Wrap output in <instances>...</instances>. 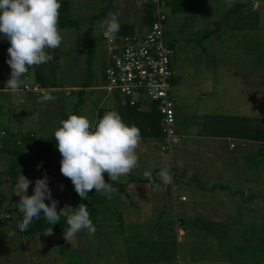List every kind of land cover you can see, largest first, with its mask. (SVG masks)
Wrapping results in <instances>:
<instances>
[{
    "label": "rangeland",
    "instance_id": "rangeland-1",
    "mask_svg": "<svg viewBox=\"0 0 264 264\" xmlns=\"http://www.w3.org/2000/svg\"><path fill=\"white\" fill-rule=\"evenodd\" d=\"M68 1L71 14L79 19V28L59 29L63 37L60 47L47 50L50 55L60 56L56 63L59 87L41 88L39 92L32 91L34 94L31 95L25 90V85L33 86L35 83L34 70L31 69L18 92L8 89L5 84L11 69L6 61L10 45L6 39L0 38V88L4 87L0 91V179L4 177V171L8 172L11 157L1 147L13 146L12 142L10 144L11 134L33 132L39 137L48 136L59 126L63 113L74 111L79 99L78 89L82 87V80L87 73L89 40L85 37L88 32L96 40L93 62L95 78L93 87L85 91L79 114L86 115L95 123L100 107L111 108L117 104L115 94L105 88L106 69L110 65L109 43L100 25L113 13L117 14L119 22L140 20L138 6L134 0H115V8L109 10L103 19L98 15L102 11V0ZM238 2L245 3V6L239 4V8L225 18L220 30L206 39L203 37L204 32L211 27L216 28L214 22L196 24L189 17L192 14L173 11L164 1L160 5L167 15L166 40L175 50L172 98L182 120L180 126L184 130L192 121L199 127L206 123L204 129L208 133H220L228 130L230 117H248L253 125L264 126V0H211V9L207 13L208 17L214 14L217 18L215 21H218L224 15L227 16L225 10L229 6ZM125 3L129 4L128 11L124 10ZM150 19L145 16L141 22L149 23L152 21ZM44 93L53 95L55 99L46 104L38 103ZM215 137H220L215 138L219 147L214 145V141H209L210 138L182 137L181 143L173 147L172 153L161 151L159 140L141 137L136 150L139 166L129 175L121 177L128 186L119 193L115 192L109 199V203L120 204V208H123L124 223L119 224L117 217H113L112 221L107 217L108 221H99L101 223L95 227L94 235L82 230L76 234L72 244L66 241L63 231H53L52 235H44V232L26 234L18 232L19 228H12L14 222H17L18 227L20 219L15 206L3 203L5 196H10L11 189L4 188V193L0 188V226H3L0 228V264H130L128 246L137 250L135 253L139 258L146 257V244L142 245L141 240H177L179 258L168 264H239L244 256H251L247 260H264V253L258 246L264 222V143L245 141V145H242L238 138L224 135ZM208 142L214 148L206 146ZM232 143L236 146L230 148ZM36 147L32 144L23 150L31 153ZM255 153L259 156L255 157ZM246 154L254 156L244 161ZM56 158L47 160V166H59L60 159ZM171 161L173 166L182 162L188 171L183 176L184 168L175 166L179 171L175 177L176 193H186L190 198L188 205L201 195L200 200L205 201L201 205L209 208L205 212L190 214L192 218L189 219L205 223L209 221L208 224H212L209 227L217 228V234L197 232V227L193 225L184 229L185 226L179 222L176 228V219L182 215L180 209L183 202L177 201L175 207L171 190L163 189V184L162 188L157 184L155 191H152L153 182L144 178V172L150 171L154 176L161 167L171 166ZM191 162L205 164L194 170ZM211 163L213 165L209 167ZM255 164L261 165L260 168L255 167ZM45 172L52 198L61 207L60 202L66 192L61 189L63 184L60 183L65 182L62 180L63 175L56 170L22 174L31 181L27 193H33L36 179L42 178ZM196 183L202 184V187H197L202 190L205 188L206 192L198 191ZM16 185L12 186L14 191ZM161 189L169 195L159 205L155 197L161 194ZM209 191L215 192L216 196L204 197L212 193ZM62 202L66 204L67 199ZM217 220L221 224L213 225ZM113 221L116 226L110 225ZM158 222L166 226V239L164 234L155 236L150 232L156 231L154 224ZM182 229L185 232L181 233ZM8 233L15 235L8 237ZM249 249L253 252H249Z\"/></svg>",
    "mask_w": 264,
    "mask_h": 264
},
{
    "label": "clouds",
    "instance_id": "clouds-1",
    "mask_svg": "<svg viewBox=\"0 0 264 264\" xmlns=\"http://www.w3.org/2000/svg\"><path fill=\"white\" fill-rule=\"evenodd\" d=\"M60 8V0H0V38L6 39L10 45L6 62L11 72L5 86L12 92L19 91L30 68L53 59L47 50L60 47L63 40L59 30ZM100 27L106 39H113L120 30L117 14L113 13ZM54 99L53 95L44 93L37 102L46 104ZM54 138L61 156L60 172L71 180L81 200L88 199V193L93 189L110 199L117 189L105 181L104 174L107 173L110 181L116 182L139 166L136 150L141 142L140 129L126 123L115 110L106 111L95 123L86 115L69 112L67 118L61 119L54 129ZM239 142L245 145L244 140ZM171 166L165 165L157 173L164 185L172 183ZM177 166L183 167L182 162H178ZM40 167L37 165V168ZM173 168L175 173L179 172L175 166ZM144 178L153 180L152 173L145 171ZM30 183L21 175L16 185L15 194L19 197L17 207L23 213V219L18 224L20 232H25L34 219H40L41 213L48 225L60 221L62 209L57 211L58 201L52 198L47 173L36 179L31 195L27 193ZM60 187L62 189L63 185ZM46 199L51 203H46ZM72 209L67 215L68 227L63 233L71 244L78 232L87 230L89 235H94L96 231L86 204L80 203ZM43 232L44 235H52L53 229L48 227ZM13 235L15 233H8V237Z\"/></svg>",
    "mask_w": 264,
    "mask_h": 264
},
{
    "label": "trees",
    "instance_id": "trees-1",
    "mask_svg": "<svg viewBox=\"0 0 264 264\" xmlns=\"http://www.w3.org/2000/svg\"><path fill=\"white\" fill-rule=\"evenodd\" d=\"M103 6L102 11L100 14L101 18H105L109 10H113L115 8V0H102ZM164 3L168 4L169 7L172 8L173 11L176 12H182V13H190L189 17L192 18V21H197V16L200 18L199 14L205 15L210 7V0H162ZM161 0H154V8L157 5L156 11V18L150 25L149 29L152 27V25L157 22V20L164 16L163 24H164V30H165V38H166V22H167V15L164 11L160 9V5L162 3ZM156 2V4H155ZM61 8L59 10V29L60 30H66V29H78L79 28V19H76L71 14L70 10V2L68 0H60ZM152 4V2H151ZM239 4H236L234 8H231L228 11L229 13H233L237 8H239ZM152 8V6H151ZM152 12V9H151ZM225 19H220L215 22L216 28H211L209 30H206L204 32L203 37L206 39L213 35L216 31H219L221 26L224 24ZM144 27H147V23H143ZM143 27V26H142ZM144 27L142 29H144ZM149 29L146 32H141V27L138 26L137 23H129V22H120V30L117 35H144L146 34ZM91 34L88 32L86 34V39L89 40L88 44V50H87V58H86V68L87 73L84 77V81L82 80V87L78 89V96L79 99L75 103L74 111L72 113L79 114V108L82 106L84 102V94L87 88L93 87V81L95 78L94 72H93V62L95 58L96 53V40L94 37H90ZM169 46L174 50V48L170 45ZM175 54V50H174ZM173 54V58H174ZM53 59L45 64H41L38 67L30 68L29 70H34V81L38 84H40L41 88L43 89H53L59 87V83L57 82V62H59V55H52ZM110 60V58H109ZM174 67V65H173ZM106 76V75H105ZM175 76V75H174ZM107 80V76H106ZM175 79L172 78V83H174ZM4 89V87L0 88V90ZM26 90V88H25ZM27 92L31 93L33 95L34 93L32 91ZM115 98L117 100V104L114 107H100L96 113V119L98 117H102L103 114L106 111L109 110H115L117 111L122 119L128 123L129 125H135L140 129L141 137L147 138L152 141L160 140V138L163 135V125H162V118L163 115L158 107L157 102L153 101H142L139 100L135 105H131L128 102H123L121 96L118 94H115ZM68 113L62 114V119L67 118ZM95 119V121H96ZM206 127V123L204 125V128ZM202 128V133L212 136H229L238 138L239 140L244 141H252L254 143H264V126H255L250 121H248V117L240 118V117H230L229 119V125L228 130L223 131L220 133H208L205 131V129ZM12 139V147H1L3 151L10 154V161H9V168H8V178L7 181L11 183H15L20 175L23 173H29V172H42L46 169H53L60 172V165L59 166H47V160L49 159H60L61 156L60 153L56 147V142L54 138V132L48 136H37L33 132L28 134H11ZM28 144H35L37 145L36 149L32 151L31 153H27L23 150V146ZM258 155L255 153V157ZM251 156H254L252 154H246L244 161H248V159L251 158ZM259 156V155H258ZM254 157V158H255ZM253 158V157H252ZM37 165H41L40 168H37ZM246 166V165H245ZM257 168H260L261 165L255 164L254 165ZM247 168V166H246ZM104 178L106 182L112 183V186L116 188L117 190H120L122 187L125 186V183L122 182L120 179L119 181L112 182L110 181L107 173L104 174ZM62 180L65 183L63 184L64 187L62 190L65 189V200L67 199V206L70 205V210L66 211L68 213L63 214L60 212V221L57 222L54 225H48L43 218V214L41 213L40 219H34L32 224L29 226V228L24 232L26 234H34L38 232L45 231L48 227H52L53 231H63L67 229L68 225L66 223L67 215L70 214L73 209L76 208L80 203H84L87 205V209L90 213V218L94 224L95 227H99L100 222L103 218L107 217H118L119 219H122V213L119 211L117 206H113L114 204L109 203V198L96 193L95 189L90 191L88 193V199L81 200V198L78 196V194L74 190V186L70 179L63 176ZM216 185V184H215ZM214 188V187H213ZM19 202V197L16 196L15 199V208L17 210L20 222L23 219V213H21L17 207V203ZM46 203H51L47 199L45 200ZM67 208V207H66ZM57 211L60 210L57 207ZM177 221L183 226L186 227L191 224L199 229H202L203 231H206L208 235L217 234V228L209 227L212 224H208V222L204 221H194V220H187L182 218H177ZM211 223V222H210ZM221 224L220 220L216 221L217 225ZM262 234L258 238V246H261V252L264 253V222ZM188 229V228H187ZM18 232L20 230L18 229ZM146 244L145 249V256L143 258H139V255L135 252L137 250H134L132 246L128 247V256H129V263L130 264H138V263H146V262H170L177 260L178 258V241L177 240H158V241H144L142 242V245ZM239 247V245H237ZM249 252H253V250L249 249ZM233 255V253H232ZM251 257V256H250ZM245 257L243 258L242 262L239 264H264V260H247ZM142 260V261H141Z\"/></svg>",
    "mask_w": 264,
    "mask_h": 264
},
{
    "label": "built area",
    "instance_id": "built-area-1",
    "mask_svg": "<svg viewBox=\"0 0 264 264\" xmlns=\"http://www.w3.org/2000/svg\"><path fill=\"white\" fill-rule=\"evenodd\" d=\"M164 16L155 22L144 35H117L109 40L110 65L106 69L107 85L111 94H118L122 101L135 105L139 100L153 101L163 115V135L160 149L172 153L182 137L176 129V107L172 98L174 50L165 38ZM28 91H40V84L25 85ZM234 143L231 147H235ZM172 183L163 189L171 190L174 201H187L186 195H177L176 173L171 166ZM155 189V188H154Z\"/></svg>",
    "mask_w": 264,
    "mask_h": 264
},
{
    "label": "crops",
    "instance_id": "crops-1",
    "mask_svg": "<svg viewBox=\"0 0 264 264\" xmlns=\"http://www.w3.org/2000/svg\"><path fill=\"white\" fill-rule=\"evenodd\" d=\"M135 1V3L137 4V6H138V9H139V13L141 14V16H140V20H130V19H128V20H124V22H129V23H133V22H135V23H137L138 24V26L139 27H141V32L143 31V32H146L148 29H149V27H150V25L152 24V22L154 21V19L156 18V11H155V8H154V4H153V2L154 1H152V0H134ZM125 2V1H124ZM151 2H152V8H151V6H149L150 4H151ZM210 2H211V0H210ZM224 4H226L225 2H223ZM242 2H238V3H234V4H232V6H229V8L227 9V10H225V11H227L226 13H227V16H223L221 19H225L226 17H229V15L231 14V13H229L228 14V11L231 9V8H234V6L236 5V4H241ZM252 4V2H250V5ZM126 7L124 8V10L126 11H128L129 10V8H127L128 6H129V4H127V3H125L124 4ZM242 5V7H244L245 6V3H242L241 4ZM147 6H149V8H148V10H147V12H146V8H147ZM151 9H152V12H151ZM209 9H211V7H209ZM209 9H208V11H209ZM207 11V12H208ZM206 12V16L205 15H203L202 16V14H199V16H200V18H198V16H197V23L196 24H199L200 22H202V21H208L209 23L210 22H216L215 20L217 19V18H215L216 16H213L214 14H212V15H210L211 17H208L209 16V14ZM145 16H148L149 18H151L150 20H152V21H150L149 23H147L146 25H147V27H144V29H142L143 27H142V24H143V22H141V20H142V18H144L145 19ZM218 16V15H217ZM124 17H126V15H124ZM212 28V27H211ZM0 91H2V90H0ZM179 120H181L180 119V117H179V114H178V112H177V110H176V122H177V124L180 126V124H181V122H182V120L181 121H179ZM178 125H177V127H176V129H177V131H178V133L181 135V137H183V138H188V137H195V138H199V139H202V140H208L209 138V141L211 140V141H214L213 143H215L214 145L216 146V147H219V145L216 143V141H215V138H220V137H215V136H211V135H206V134H204V133H202V128H204V125H205V123L203 124V126L202 127H199L198 125H194V124H192V121L191 122H189L188 123V126H187V128L184 130V129H182L181 128V126L178 128ZM2 133L3 134H5L4 133V131H2ZM191 133H195L194 135L193 134H191ZM11 140H10V144H11ZM30 145H32V144H28V145H25V146H23L24 147V149H26V147H30ZM205 145L206 146H208V147H211V148H214V145L211 143V142H208V143H205ZM33 147V146H32ZM230 148H231V145H230ZM10 161V160H9ZM188 162V161H187ZM9 163V162H8ZM205 163H193V162H191L190 163V165H192V168H194V170H196V169H198L197 167H200V166H202V165H204ZM175 165V164H174ZM212 163L211 164H209V167H212ZM176 167H177V164L175 165ZM187 166V165H186ZM179 167V166H178ZM203 167V166H202ZM182 168H184V172H182V175L183 176H186L187 175V172L188 171H186V168L187 167H180V169H182ZM8 171V170H7ZM24 174V173H23ZM157 175V173H155L154 174V176H153V180H151L153 183H152V191H155V189L154 188H156V185L157 184H162L161 182H160V180L158 179V177L156 176ZM3 178L2 179H0V188H2V190H4V188H9V189H11L10 191V196L9 195H6L5 196V199H4V201H3V203L4 204H10V205H13L14 206V204H15V199H16V194H15V191H14V189L12 188V186H14V185H16L17 184V182H18V180H19V178H20V176L18 177V179H17V181L15 182V183H11V182H8L7 181V178H8V174L6 173V171H4L3 172ZM120 180L122 181V179H121V177H120ZM122 182H124L125 183V186L124 187H127L128 186V183L126 182V181H122ZM185 185H187V184H185ZM197 186H200V187H202V184H197L196 183V189L198 190V191H202L203 192V190L205 189H203L202 190V188H199V187H197ZM124 187H122L120 190H117V192L119 193V192H121V190H123V188ZM159 188H162V185L159 187ZM205 191V190H204ZM216 191V190H215ZM206 192V191H205ZM209 192H212V193H208L207 195H204V197H206V196H208V198L209 197H212L213 195H215L216 196V194H215V192H213V191H209ZM4 193H5V190H4ZM159 193H161V194H159L158 196H156L155 198H157V201L158 202H160L159 203V205H161V202L163 201V199L165 198V196H168L169 194L168 193H166L164 190H162L161 189V191L159 192ZM181 194H184V195H186L187 197H188V201H185V202H183L182 204H181V209H180V211L182 212V215L179 217V218H182V219H187V220H193V219H189V218H192V217H189V215L191 214V215H194V214H197V213H195L196 211H206L207 209H209V208H204L201 204L203 203V204H205V201H203V200H200V196L201 195H198V196H196L197 198L194 200H192L193 201V203L191 204V205H188V202H189V196L186 194V193H181ZM122 200V199H121ZM49 202H51L50 200H48ZM62 201H65V195L62 197V200H61V202H60V204H61V207L59 206V204L57 203V207H58V209L59 210H61L62 209V211H61V213H63V214H66V213H68L67 211H66V209L67 210H70V205L69 206H67V208H66V204L64 203V202H62ZM157 201H154V200H152V202H157ZM173 201V200H172ZM176 204H177V201L175 202ZM175 203H174V205H175ZM65 206V207H64ZM113 206H117L118 208H119V211H121V213H122V219H119L118 217H117V219H119L120 220V223L119 224H121V223H124V215H123V208L121 209L120 208V204H114ZM175 207H176V205H175ZM61 208V209H60ZM161 209H162V211H164V207L162 206L161 207ZM187 212H188V215H186L187 214ZM175 213H176V211H175ZM176 217H177V213H176ZM112 218L113 217H110V221H112ZM105 218H103L102 220H101V222H103V220H104ZM105 220H107V218L105 219ZM108 221V220H107ZM100 222V223H101ZM177 222H179V221H177L176 220V223H175V225H176V228H178V226H177ZM103 224H105V223H103ZM118 224V225H119ZM180 224V223H179ZM110 225H112V226H116V224H115V221H113L112 223H110ZM110 225H107V226H110ZM189 225H191V224H189ZM154 226H155V228H156V231H150L151 233H154V235L155 236H162L163 234H164V239H166L165 237H166V235H167V233H165V231H166V226H164V225H162V224H160L159 222L158 223H155L154 224ZM165 227V228H162V227ZM0 228H3V226H0ZM12 228H18L17 227V222H14V225H13V227ZM97 229H99V228H97ZM144 229V228H143ZM148 229H154V227L153 228H148ZM196 229V231L197 232H206V231H203L202 229H199V228H195ZM18 230V229H17ZM178 230V229H177ZM183 230V229H182ZM144 232V231H143ZM142 232V233H143ZM183 232H185L184 230L181 232V233H183ZM144 234V233H143ZM206 234H207V232H206ZM208 235V234H207ZM141 243L143 242V240H141L140 241ZM129 247V246H128ZM178 258H179V254H178ZM177 258V259H178ZM177 260H174V261H170V262H164V261H162L163 263H166V264H168V263H172V262H176ZM179 261V260H178ZM139 264V263H138Z\"/></svg>",
    "mask_w": 264,
    "mask_h": 264
}]
</instances>
